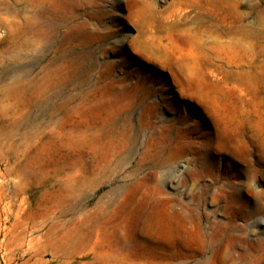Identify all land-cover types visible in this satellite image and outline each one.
<instances>
[{"label":"rangeland","instance_id":"rangeland-1","mask_svg":"<svg viewBox=\"0 0 264 264\" xmlns=\"http://www.w3.org/2000/svg\"><path fill=\"white\" fill-rule=\"evenodd\" d=\"M38 10L67 22L39 61L0 23V264H264V0ZM57 57L58 101L13 106L3 87Z\"/></svg>","mask_w":264,"mask_h":264},{"label":"bare ground","instance_id":"bare-ground-1","mask_svg":"<svg viewBox=\"0 0 264 264\" xmlns=\"http://www.w3.org/2000/svg\"><path fill=\"white\" fill-rule=\"evenodd\" d=\"M45 1L48 0H26V3L29 6L28 9L29 13L24 14L26 15V17L21 22H17L14 19L6 20V21L0 20L1 24L3 25L5 24L9 28L10 36H12V41H11L12 45L21 47L23 51L28 54V56L33 55L34 58H36V60L38 61L43 57L42 55H43L44 46L49 41L55 40L56 31L62 27H65L67 24V22L64 21L63 18L59 19L60 16L56 15L57 12L55 11L47 12L46 14L44 13L43 15H42L43 11L38 10V12H35L38 8L41 7L42 4H44ZM180 10L181 7L176 6V9L173 11V13L169 14L168 19L174 18L176 13H178ZM11 18L14 17L12 16ZM45 19H47L46 22ZM19 55H17L16 57L20 58ZM59 61L60 60L57 57V60L53 64L47 67H43V70H40L41 72L39 73L37 71L36 75L34 74V69L28 71L25 76H22L20 79L14 81L12 84L4 86L2 89V93L5 95L6 98L12 100L13 106H15L17 109L22 107L24 110H28L32 105L42 106L44 104V101L46 100L52 102L58 101L57 98L54 96L48 97L49 99H47V92L49 90V85L51 81L60 72L61 64ZM68 63L71 66L73 65L72 61ZM37 65L39 66L40 64ZM67 106H68L67 101L58 102L57 104L54 105V108L52 107L51 112L53 115H57V114L59 115L61 114L62 111H64V109ZM66 138H68V142L72 144L75 152L76 151L78 152V159H81L80 154H81L82 145L83 146L85 145V147H89V149L91 148V142L89 139V134L87 132L82 133L81 130L76 129V131H74L73 133L68 132ZM68 142L66 144H68ZM74 177L76 178L77 176ZM76 187L77 188L74 194L76 193L77 196L79 197L78 192H80V188L83 187V184L79 186V184L77 185L76 183ZM93 214L86 215L85 221L84 219L83 220L78 219V221L82 220L83 224H87L90 221H96L100 213L98 212L95 213V215ZM38 263H40V261H38ZM120 264H124V263H120Z\"/></svg>","mask_w":264,"mask_h":264}]
</instances>
